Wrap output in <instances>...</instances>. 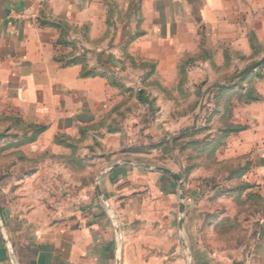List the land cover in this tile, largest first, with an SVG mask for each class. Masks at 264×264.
Returning <instances> with one entry per match:
<instances>
[{
    "label": "crops",
    "instance_id": "crops-1",
    "mask_svg": "<svg viewBox=\"0 0 264 264\" xmlns=\"http://www.w3.org/2000/svg\"><path fill=\"white\" fill-rule=\"evenodd\" d=\"M199 29L219 44L264 46V0H0V85L27 93L21 101L33 110L32 119L47 125L30 152L58 156L63 150L51 148L54 137L77 139L69 130L94 124L95 118L81 114L94 113L84 100L101 81L80 79V66L61 68L55 62L61 35L88 50L97 45L107 59L122 47L128 59L159 61L176 59V45L195 44ZM137 49L142 54L135 56ZM184 50L179 58L192 56ZM252 59L264 60V51ZM262 68L264 77V63ZM33 93L42 95L39 102ZM258 93L261 101L251 106L247 129L230 135L221 150L242 159L243 174L235 184L264 203V79ZM111 136L123 138L121 132ZM119 151L106 153L110 158L88 181L87 193L67 196L53 222L35 221L0 195V264H209L193 256L189 230L176 227L173 181L161 183L156 175L112 159ZM106 154L98 160L105 161ZM81 181L70 180L66 188L86 187ZM97 185L100 199L91 194Z\"/></svg>",
    "mask_w": 264,
    "mask_h": 264
},
{
    "label": "rangeland",
    "instance_id": "rangeland-1",
    "mask_svg": "<svg viewBox=\"0 0 264 264\" xmlns=\"http://www.w3.org/2000/svg\"><path fill=\"white\" fill-rule=\"evenodd\" d=\"M198 32L199 43L176 45V59L159 61L128 59L122 47L107 59L97 45L88 50L61 35L55 62L61 68L80 66V79L101 85L84 100L94 113L81 114L95 118L94 124L69 130L77 139L54 137L51 148L63 150L58 156L30 152L47 125L32 119L33 110L21 101L27 93L0 85V195L9 206L35 221H55L67 196L86 194L88 181L110 158L106 153L117 148L120 155L112 159L156 175L161 183L173 181L176 227L191 233L193 256L209 264H246L244 259L264 264V203L235 184L242 159L221 150L230 135L247 129L251 106L261 101L264 60L252 58L264 46L219 44L206 29ZM182 50L192 56L179 58ZM76 53L79 58H73ZM32 97L39 102L42 95ZM117 132L122 139L112 138ZM104 154L105 161L98 160ZM60 165L65 169H55ZM79 179L86 187L66 188ZM91 190L100 199L99 186ZM253 244L255 253L248 251Z\"/></svg>",
    "mask_w": 264,
    "mask_h": 264
},
{
    "label": "trees",
    "instance_id": "trees-1",
    "mask_svg": "<svg viewBox=\"0 0 264 264\" xmlns=\"http://www.w3.org/2000/svg\"><path fill=\"white\" fill-rule=\"evenodd\" d=\"M221 144H222V142H221ZM242 174H243V172H241V170H239V171H237V176H236V177H239V176H241ZM238 187H239V189H244V188H246V186H245L244 184H241V185H239Z\"/></svg>",
    "mask_w": 264,
    "mask_h": 264
}]
</instances>
